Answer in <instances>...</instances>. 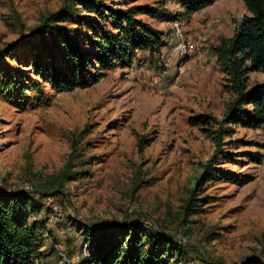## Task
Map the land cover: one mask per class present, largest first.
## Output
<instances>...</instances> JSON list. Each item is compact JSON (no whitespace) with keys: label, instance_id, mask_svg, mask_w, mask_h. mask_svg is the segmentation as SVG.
Returning <instances> with one entry per match:
<instances>
[{"label":"rangeland","instance_id":"obj_1","mask_svg":"<svg viewBox=\"0 0 264 264\" xmlns=\"http://www.w3.org/2000/svg\"><path fill=\"white\" fill-rule=\"evenodd\" d=\"M186 1L123 2L169 13L138 15L164 32L162 53L139 52L97 83L57 91L33 63L61 61L63 47L23 39L74 0H0V189L38 198L34 219L51 233L36 264H67V256L78 264L88 251L80 224L134 219L180 244L169 264L264 260V129L226 125L218 176L199 183L217 126L192 121L221 120L234 99L214 47L249 12L243 0H217L188 17ZM79 13L59 23L75 37ZM248 74L250 86L264 81L262 71ZM66 170L72 174L59 184Z\"/></svg>","mask_w":264,"mask_h":264},{"label":"trees","instance_id":"obj_2","mask_svg":"<svg viewBox=\"0 0 264 264\" xmlns=\"http://www.w3.org/2000/svg\"><path fill=\"white\" fill-rule=\"evenodd\" d=\"M126 1L74 0V5L66 4L52 12L23 39L26 46L34 47L40 42L42 47H47L48 39L54 38L63 47L59 62L45 65L36 57L33 63L36 73L57 91H67L97 83L109 70L131 66L139 52L160 55L167 45L164 32L138 15L156 17L169 13L150 3L129 2L123 6ZM216 1L187 0L181 14L189 17ZM243 1L249 14L240 21L233 36L223 38L214 47L234 99L221 120L209 114L192 119L194 123L217 126L216 152L204 165L199 183L218 176L215 172L218 167L213 164L218 154L223 153L226 125L264 129V81L253 86L248 83L249 71L264 72V0ZM77 12H80V29L75 37L68 27L59 23ZM7 78L11 86L19 84L17 79ZM71 174L66 170L59 184ZM32 192L0 189V264H36L44 257L46 234L51 232L42 221L34 219L39 202ZM80 227L86 233L83 243L88 251L78 264H169L180 247L165 232L149 229L137 219L119 225L105 224L101 229L88 224ZM202 261L224 264L208 258ZM244 264H264V260Z\"/></svg>","mask_w":264,"mask_h":264},{"label":"bare ground","instance_id":"obj_3","mask_svg":"<svg viewBox=\"0 0 264 264\" xmlns=\"http://www.w3.org/2000/svg\"><path fill=\"white\" fill-rule=\"evenodd\" d=\"M178 50L181 52V54L183 55V54H185V52H184V47H183V45L182 44H180L179 46H178ZM67 261V260H66ZM67 263V262H66ZM63 264V263H62Z\"/></svg>","mask_w":264,"mask_h":264},{"label":"built area","instance_id":"obj_4","mask_svg":"<svg viewBox=\"0 0 264 264\" xmlns=\"http://www.w3.org/2000/svg\"><path fill=\"white\" fill-rule=\"evenodd\" d=\"M189 52V51H188ZM67 264H71L69 257L67 256Z\"/></svg>","mask_w":264,"mask_h":264}]
</instances>
